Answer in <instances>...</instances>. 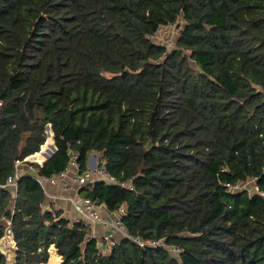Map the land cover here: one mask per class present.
<instances>
[{
	"label": "trees",
	"instance_id": "trees-1",
	"mask_svg": "<svg viewBox=\"0 0 264 264\" xmlns=\"http://www.w3.org/2000/svg\"><path fill=\"white\" fill-rule=\"evenodd\" d=\"M174 24L173 48L154 41ZM48 124L56 151L26 160ZM92 152L116 183L84 197L159 245L104 251L47 203L40 178ZM19 161L37 176L9 186ZM8 228L16 264H264V0H0V240Z\"/></svg>",
	"mask_w": 264,
	"mask_h": 264
},
{
	"label": "built area",
	"instance_id": "built-area-1",
	"mask_svg": "<svg viewBox=\"0 0 264 264\" xmlns=\"http://www.w3.org/2000/svg\"><path fill=\"white\" fill-rule=\"evenodd\" d=\"M42 148H44V145H42ZM36 161L38 162L39 159H37ZM73 161H74L76 167L78 168V164H77L76 160H73ZM43 162L44 161H41L38 163L40 165H42ZM20 163H21L20 161L17 162L18 165ZM67 172H68V169L57 175L58 178L62 180L64 188L66 187L65 179L67 176ZM19 175H20V173H19V169H18V172L15 174V176H10L8 178L7 185L16 186V180L19 177ZM40 180H41V178H40ZM99 180H104V181H107L110 183H116L115 177L113 175H110L104 166H99L98 164H96L95 167H93V168H89L88 170H86L82 173H79L75 178V181L80 186H84L86 184L93 183V182H96ZM225 185L227 186L228 190L232 191V192L238 191L239 189H242V184L231 185L229 183H225ZM70 200L73 202V205H74L76 211L79 213L80 217L78 220L83 219L89 228H94L97 224H101L103 226H108L111 228V232L109 234L105 235L101 239V241L98 240V242L101 245L102 244H108L111 248V246L115 242L113 240V233L114 232L121 233L123 237H128L129 239H131L132 241H134L135 243H137L141 247L156 246V245L160 244V242L157 240H153V239H147L146 240L140 236L131 235L130 233H128V231H127V229H126V227L122 221V217H121L122 214H124V212H125L124 208L119 210V216L118 217H116L114 219H110V218L102 215L100 209L98 208L97 202L95 200L91 199L90 197L77 198L75 196H71ZM91 237H94V236L91 235ZM7 239L12 243V245L14 244V242H15L14 241V235H13L11 228L7 229L5 235L0 240V248L4 252L5 255H6V252L4 250L6 248H9L7 246L4 247L7 243L6 242ZM52 245H54V244H52ZM16 251H17V246L15 244V264H16ZM6 257H7V255H6ZM7 262H8V260H7Z\"/></svg>",
	"mask_w": 264,
	"mask_h": 264
},
{
	"label": "crops",
	"instance_id": "crops-1",
	"mask_svg": "<svg viewBox=\"0 0 264 264\" xmlns=\"http://www.w3.org/2000/svg\"><path fill=\"white\" fill-rule=\"evenodd\" d=\"M54 138V137H53ZM47 147V145H46ZM47 149V148H45ZM56 151V150H55ZM48 152V150H46ZM47 160V155H44ZM92 159L96 160L94 156H92L89 159V164L93 161ZM29 160V157L26 159ZM44 160V161H45ZM31 161V160H29ZM25 162H21L19 164V173H31L35 174L37 176V173L35 169L27 165L28 168H23V164ZM89 168H92V166H89ZM79 174V170L76 167L74 161L72 160L71 164L69 165L67 176L65 179L66 182V187H63V182L61 179L58 178V176H53V177H42L41 182L44 186V189L46 191V197H47V203H52L53 206L57 209H61L63 211L62 215L65 217H68L71 220H78L79 219V213L76 211L73 202L70 200L71 196H75L77 198H83L84 195L81 191L83 186H80L76 181L75 178ZM74 208V210H73ZM98 208L100 209L101 213L103 216L108 217L110 219H114L119 216V211L116 212H110L106 209L104 205H98ZM90 233L92 236L96 237L98 240L101 241V239L109 234L111 232V228L108 226H103L101 224H97L94 228H90ZM117 238V239H116ZM123 238L122 234L119 232H114L113 233V240H120ZM15 245V242H14ZM108 244H104V246H107ZM55 247V246H54ZM56 248V247H55ZM57 251V250H56ZM61 256V255H60ZM60 262H61V257H60Z\"/></svg>",
	"mask_w": 264,
	"mask_h": 264
},
{
	"label": "rangeland",
	"instance_id": "rangeland-1",
	"mask_svg": "<svg viewBox=\"0 0 264 264\" xmlns=\"http://www.w3.org/2000/svg\"><path fill=\"white\" fill-rule=\"evenodd\" d=\"M182 24H183V22H182ZM181 27H180V25H175V24L163 26L158 30V32L156 33V35L153 39H154V41H156L158 43H162V44L166 45L168 48H173L175 46V41H176V38H177V36L181 30ZM47 141H48V137H47L46 142ZM44 146H45V144H44ZM45 148L46 147H44L43 149H45ZM50 149H51V147H50ZM40 151H41V149H40ZM40 151H39V153H40ZM44 155L40 159L45 160L46 157ZM100 155L101 154L99 152H94L93 156H94V158H96V160L92 159L93 161L91 162V164H89V162H88V167L89 166H92V168L95 167V165L98 164V161L100 160ZM90 157H91V154H90ZM90 157H89V159H90ZM29 160L37 162L36 161L37 159H35V158H29ZM24 167L29 169V167L26 166V163L23 164V168ZM241 184H242V188H247L252 192L253 191V185H254V179H251V180L247 181L246 183L244 182ZM73 210H74V208H73ZM6 242L7 243L4 247H6V246L10 247L12 245V243L8 239ZM101 247L104 251H108L110 248L109 245L104 246V244H102ZM4 251L6 252V255L9 257V260H11L13 257L14 250H6L5 249ZM7 264H8V262H7Z\"/></svg>",
	"mask_w": 264,
	"mask_h": 264
},
{
	"label": "water",
	"instance_id": "water-1",
	"mask_svg": "<svg viewBox=\"0 0 264 264\" xmlns=\"http://www.w3.org/2000/svg\"><path fill=\"white\" fill-rule=\"evenodd\" d=\"M46 131H47V137L49 138V137H51V141L50 142H48V146L46 147L47 149H41V151H40V153H42V154H46L47 155V159L48 158H50L52 155H53V153L55 152V150L57 149V147H56V145H55V143H54V138H53V131H52V128H51V124H48L47 126H46ZM50 147H51V149H50ZM46 150H48V152H46ZM37 153H39V152H37ZM93 153L94 152H92L91 154H92V156H93ZM33 155L34 154H32V155H30L29 157L30 158H33ZM41 161H44V160H41V159H39V161L38 162H41ZM55 245H51L50 246V251H51V248H53ZM50 258V257H49ZM50 261V259H48V261L47 262H49ZM40 264H44V263H40ZM57 264H61V262L59 261Z\"/></svg>",
	"mask_w": 264,
	"mask_h": 264
},
{
	"label": "bare ground",
	"instance_id": "bare-ground-1",
	"mask_svg": "<svg viewBox=\"0 0 264 264\" xmlns=\"http://www.w3.org/2000/svg\"><path fill=\"white\" fill-rule=\"evenodd\" d=\"M7 250H14V246L13 245H11L9 248H6ZM7 259H8V263L9 264H15L14 263V253H13V257H12V259L11 260H9V257L7 256Z\"/></svg>",
	"mask_w": 264,
	"mask_h": 264
}]
</instances>
